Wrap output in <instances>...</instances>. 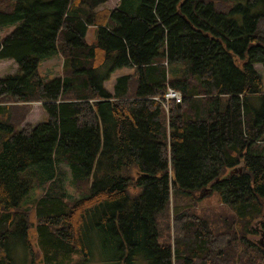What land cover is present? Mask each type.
Instances as JSON below:
<instances>
[{"label": "trees", "instance_id": "1", "mask_svg": "<svg viewBox=\"0 0 264 264\" xmlns=\"http://www.w3.org/2000/svg\"><path fill=\"white\" fill-rule=\"evenodd\" d=\"M107 1L0 0L14 26L0 61L17 64L0 76V264L15 244L31 264H77L97 241L118 264H264V0ZM58 55L64 74L47 79ZM169 86L183 99L165 111L153 98ZM33 101L47 118L20 127ZM43 182L35 250L22 205ZM207 190L226 209L176 213L172 241L171 200Z\"/></svg>", "mask_w": 264, "mask_h": 264}, {"label": "rangeland", "instance_id": "2", "mask_svg": "<svg viewBox=\"0 0 264 264\" xmlns=\"http://www.w3.org/2000/svg\"><path fill=\"white\" fill-rule=\"evenodd\" d=\"M241 2H244L245 0H240ZM113 0H110L109 5H113ZM103 5H108L103 4ZM11 30V27H5L3 29H0V37H4L7 33H9ZM89 43L93 42V39L96 38V32L93 30V28L89 29L87 36L85 37ZM40 71L43 74V76L47 77H57L64 74V57L61 55L56 56L55 58L50 59L48 61L43 62L40 64ZM17 70L16 63H14L11 59H5L0 61V76L3 77V75L8 73H14ZM133 73V69L131 68H122L115 71L113 74H111V78L106 82L107 88L113 89L116 77L125 74V73ZM9 102V101H8ZM31 105L30 110L23 114V119L21 121V126L24 125H31L36 126L39 124L42 119L45 120L47 118V113L40 101H33L29 102ZM65 166V165H63ZM65 179H64V187L68 192V199L70 197L72 199L77 198L80 196V191H78L77 188L74 186H70V180L72 179L71 173L69 171V168L65 166ZM46 190V185L43 183L39 184L37 188L33 190V192L30 194V198L23 203L22 206L26 207L30 211V222H31V233L33 234V237L31 238L33 247L35 250L38 249V244L36 243V239H34V232H35V223L37 222L36 216H35V200L39 198ZM200 194V193H199ZM182 196V195H181ZM179 197L178 200H171L170 203V212L169 216L167 217V220L165 223H169V235L171 240L173 241L174 233H175V226H174V218L176 213H188L189 215H200L202 217L208 218L211 222L213 220H216V214L221 211L225 210L226 208L219 202V194L218 192H212L211 190L205 191V194L198 198L193 197ZM178 205V206H177ZM176 206V207H175ZM178 207V208H177ZM261 239H263V236L260 233H257L255 237V241L259 242ZM11 248H13L12 256L14 258V261L16 264H31L29 255L26 253V247L21 244H15L12 245ZM3 251V249H2ZM92 256L90 259L85 261H79L83 258L82 252H77L74 255V262L79 261L77 264H118V254L114 251V249H111L109 247H106L104 243L102 245L99 244V242H95V246L93 245V251ZM36 264H44L39 259L36 260ZM137 264H148L147 261L143 259L137 260Z\"/></svg>", "mask_w": 264, "mask_h": 264}, {"label": "built area", "instance_id": "3", "mask_svg": "<svg viewBox=\"0 0 264 264\" xmlns=\"http://www.w3.org/2000/svg\"><path fill=\"white\" fill-rule=\"evenodd\" d=\"M158 100L159 102H161L163 104V106L165 107L166 111L168 110V104L170 101H176V102H181V100L183 99L182 97V93L172 87H168L167 91L165 92L164 95L162 96H156L155 98Z\"/></svg>", "mask_w": 264, "mask_h": 264}, {"label": "crops", "instance_id": "4", "mask_svg": "<svg viewBox=\"0 0 264 264\" xmlns=\"http://www.w3.org/2000/svg\"><path fill=\"white\" fill-rule=\"evenodd\" d=\"M120 2V0H113V5H109V3H110V0H108L105 4H107L108 3V5H101L98 9H104V8H114V7H116L117 5H118V3ZM13 27L14 26H11V30H10V32L13 30ZM91 28H93V30H95V32H96V38L95 39H93V42L92 43H94V42H96L97 41V26H89V29H91ZM0 29H3V28H0ZM89 29H88V31H89ZM88 33V32H87ZM87 36V35H86ZM56 57V56H55ZM55 57H53V58H55ZM53 58H50V59H52L53 60ZM50 59H48V60H50ZM48 60H46V61H48ZM14 61V60H13ZM45 62V61H44ZM14 63H16V62H14ZM17 65V64H16ZM124 68H129V67H124ZM120 69H122V68H120ZM131 69H133V68H131ZM133 72H134V69H133ZM129 73H131V72H129ZM129 73H125V74H129ZM125 74H121V75H125ZM121 75H119V76H121ZM119 76H117V77H119ZM117 77H116V79H117ZM48 78H50V77H47V79ZM115 83H116V80H115ZM115 83H114V85H115ZM105 85H106V83H105ZM108 86L106 85V88H107ZM111 92H114V86H113V89H110V88H108ZM42 121H44L43 119H42ZM41 121V122H42ZM40 122V123H41Z\"/></svg>", "mask_w": 264, "mask_h": 264}, {"label": "water", "instance_id": "5", "mask_svg": "<svg viewBox=\"0 0 264 264\" xmlns=\"http://www.w3.org/2000/svg\"><path fill=\"white\" fill-rule=\"evenodd\" d=\"M261 234H262V236H263V239H261V240H262L263 247H264V234H263V233H261Z\"/></svg>", "mask_w": 264, "mask_h": 264}]
</instances>
